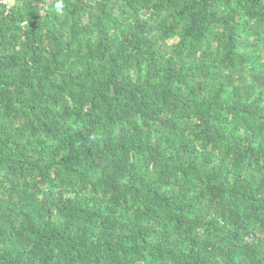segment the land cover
Segmentation results:
<instances>
[{
	"label": "trees",
	"instance_id": "1",
	"mask_svg": "<svg viewBox=\"0 0 264 264\" xmlns=\"http://www.w3.org/2000/svg\"><path fill=\"white\" fill-rule=\"evenodd\" d=\"M0 264H264V0L0 3Z\"/></svg>",
	"mask_w": 264,
	"mask_h": 264
},
{
	"label": "built area",
	"instance_id": "2",
	"mask_svg": "<svg viewBox=\"0 0 264 264\" xmlns=\"http://www.w3.org/2000/svg\"><path fill=\"white\" fill-rule=\"evenodd\" d=\"M0 3L5 6H9L11 3V0H0Z\"/></svg>",
	"mask_w": 264,
	"mask_h": 264
}]
</instances>
